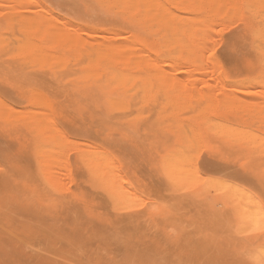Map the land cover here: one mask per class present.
<instances>
[{"label":"rangeland","instance_id":"obj_1","mask_svg":"<svg viewBox=\"0 0 264 264\" xmlns=\"http://www.w3.org/2000/svg\"><path fill=\"white\" fill-rule=\"evenodd\" d=\"M134 3L0 0V264H264V0Z\"/></svg>","mask_w":264,"mask_h":264},{"label":"bare ground","instance_id":"obj_2","mask_svg":"<svg viewBox=\"0 0 264 264\" xmlns=\"http://www.w3.org/2000/svg\"><path fill=\"white\" fill-rule=\"evenodd\" d=\"M124 1H125V0H124ZM135 2H136V3H134V4H132V5L130 6L131 12H134V9L136 8L135 5H136V4H140V3H142V0H135ZM161 3H162V2H161ZM53 38L55 39V37H53ZM60 38H61V36H60ZM60 38H59V40H62L61 42L64 43V41H65V42H66L65 44H67V41H68V40L66 41V39H68V38H63V39H62V38L60 39ZM54 39H53V40H54ZM63 40H64V41H63ZM69 41H70L69 44H71V39H69ZM69 41H68V42H69ZM74 41H75V40L72 39V42H73V43H74ZM75 42H76V41H75ZM67 45H68V44H67ZM110 80H111V83H112V84L115 82V79H114V78H111ZM129 220H130V219H129ZM98 238H99V237H98ZM98 238H97V239H98ZM97 242H98V241H97ZM101 244H102V243H101ZM103 244H105V242H104ZM100 249H101V248H100ZM141 249H142V248H141ZM80 251H81V250H80ZM93 251H94V250H93ZM47 252H48V251H47ZM52 252H53V251H52ZM145 252H147V251H145ZM48 253H49V252H48ZM103 253H104V252H103ZM164 253H165V252H164ZM148 254H149V253H148ZM141 255H142V254H141ZM47 256H48V255H47ZM139 256H140V255H139ZM148 256H149V255H148ZM48 257H50V256H48ZM72 257H73V256H72ZM160 257H161V256H160ZM158 258H159V257H158ZM143 259H144V258H143ZM73 260H74V259H73ZM157 260H158V259H157ZM81 261L83 262V260H81ZM160 261H161V259H160ZM160 261H159V262H160ZM103 262H104V261H103ZM161 262L164 263L165 261H161ZM182 262H183V261H182ZM85 263H86V262H85ZM106 263H107V262H106ZM167 263H168V262H167ZM180 263H181V262H180ZM165 264H166V263H165Z\"/></svg>","mask_w":264,"mask_h":264}]
</instances>
